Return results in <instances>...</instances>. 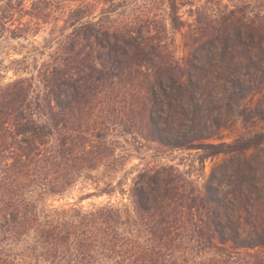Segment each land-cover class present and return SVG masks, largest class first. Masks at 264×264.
<instances>
[{
    "label": "trees",
    "instance_id": "1",
    "mask_svg": "<svg viewBox=\"0 0 264 264\" xmlns=\"http://www.w3.org/2000/svg\"><path fill=\"white\" fill-rule=\"evenodd\" d=\"M206 1L0 0V38L54 28L36 73L0 85V264H264V129L225 139L264 124V0ZM113 134L223 161L202 185L144 168L132 210L47 209L112 194L94 174Z\"/></svg>",
    "mask_w": 264,
    "mask_h": 264
},
{
    "label": "rangeland",
    "instance_id": "2",
    "mask_svg": "<svg viewBox=\"0 0 264 264\" xmlns=\"http://www.w3.org/2000/svg\"><path fill=\"white\" fill-rule=\"evenodd\" d=\"M136 1L133 7L136 8V13L138 14L140 11L143 12L145 10L149 0ZM218 1L207 0L206 3L213 9H216ZM246 1H251L252 9L257 11L256 7L260 5L257 6V0ZM188 9V7H185L181 10V14H185L184 18H187L186 12ZM52 30L54 28L51 25H46L36 34H27L24 37L14 38L7 32L0 38V85L18 78L31 77V75L36 73L38 66L47 59L48 54L51 52L49 42L51 41L52 43V39L50 38ZM183 33L184 31L174 34L179 57L185 55L182 45ZM256 129H264V124L262 123L255 127L252 123L244 126L240 122V124L233 128L225 130V139L230 141L240 134H245ZM116 135L113 134L111 136L115 147L116 159L94 174L96 181L101 183V185H104L106 182L113 184L114 191L112 194L109 196L93 197L80 202L79 198L88 193V189H92L94 186H85V188L79 186L62 195L47 197L43 202L47 209L69 207L76 203H79L84 208L110 203L118 207L127 206L132 210V205L123 189L144 168L158 164L174 165L186 172L198 185H202L207 180L212 167L223 161V158L207 159L204 165H201V152L173 151L157 142L135 139L130 135ZM19 250L17 249V251Z\"/></svg>",
    "mask_w": 264,
    "mask_h": 264
}]
</instances>
